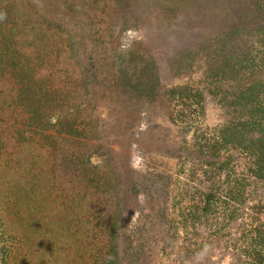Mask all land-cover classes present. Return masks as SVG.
<instances>
[{"label": "rangeland", "instance_id": "obj_1", "mask_svg": "<svg viewBox=\"0 0 264 264\" xmlns=\"http://www.w3.org/2000/svg\"><path fill=\"white\" fill-rule=\"evenodd\" d=\"M261 2L0 0V52L27 64L0 62V264H94L110 232L114 264H256L264 178L205 142L240 85L264 102Z\"/></svg>", "mask_w": 264, "mask_h": 264}, {"label": "trees", "instance_id": "obj_2", "mask_svg": "<svg viewBox=\"0 0 264 264\" xmlns=\"http://www.w3.org/2000/svg\"><path fill=\"white\" fill-rule=\"evenodd\" d=\"M258 7L261 9L259 11L260 14L264 16V0L259 3ZM3 52H6V50ZM3 52H0V62H3L5 66L13 71L18 70L20 74L26 73L27 64L24 61L8 57V53L6 52V54H4ZM5 58H8V60L5 61ZM239 70L238 68L232 67V69H228V72L229 75L234 77V75L238 76ZM20 83L21 93L29 89L32 90L33 93L27 105L30 115L29 120L38 128H48L52 119L47 115L43 116L40 114V109L38 108L40 103L38 104L37 102L42 95L48 94L49 90L29 81L21 80ZM261 93L258 84L240 85L237 91L233 93L234 105L240 106V110L244 115L237 123L232 122L218 129L216 132V139L218 141L205 142L206 154L211 158L210 162L213 160L217 162L218 150L233 144V146L242 148V150L252 158V175L257 178H264V102L261 98ZM56 126H59L58 134L72 137L77 136V130L69 124H64L62 121L57 120V123H55V127ZM78 135H80V133ZM212 166L219 167V165ZM217 169H211V171H216ZM211 173L213 174L214 172ZM92 177L93 176H91V178ZM108 237L109 245L107 251L99 260H96L94 264H114L116 262V254L111 250V232ZM258 238H260V241L256 246L257 248L253 251V259L256 264H264V234L261 236L258 235Z\"/></svg>", "mask_w": 264, "mask_h": 264}]
</instances>
